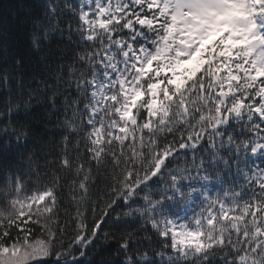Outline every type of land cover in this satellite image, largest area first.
Returning <instances> with one entry per match:
<instances>
[{"label":"snow or ice","instance_id":"6c2138e0","mask_svg":"<svg viewBox=\"0 0 264 264\" xmlns=\"http://www.w3.org/2000/svg\"><path fill=\"white\" fill-rule=\"evenodd\" d=\"M98 241L97 264H264V0L0 15V264H93Z\"/></svg>","mask_w":264,"mask_h":264},{"label":"trees","instance_id":"16d2710c","mask_svg":"<svg viewBox=\"0 0 264 264\" xmlns=\"http://www.w3.org/2000/svg\"><path fill=\"white\" fill-rule=\"evenodd\" d=\"M13 2L14 0H0V15H7V10L10 9ZM53 123H55V118H53L52 122H49L45 119L42 111H37L36 122L34 124V127L36 129V140L45 147H47V145L52 143L54 140H59L60 138L61 133L52 128ZM103 227L105 229H112L117 235H119L126 229L130 230L135 228L138 233L137 238L139 239L143 236V232L139 229L138 225L135 224H123L122 226L117 227L116 225L107 223L103 225ZM98 243L101 244V250L98 252V254H94L93 264H97V262L101 259L111 258V254L117 247L115 241H110L107 245L99 241ZM145 247H147V245H145ZM140 250L143 251V248H141Z\"/></svg>","mask_w":264,"mask_h":264}]
</instances>
